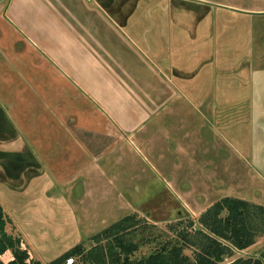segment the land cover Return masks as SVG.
I'll return each instance as SVG.
<instances>
[{"label": "crops", "instance_id": "obj_1", "mask_svg": "<svg viewBox=\"0 0 264 264\" xmlns=\"http://www.w3.org/2000/svg\"><path fill=\"white\" fill-rule=\"evenodd\" d=\"M135 1L94 0L92 10L79 0L80 14L71 18L69 0H0V202L18 223L29 225L27 230L43 220L35 210L38 202L48 204L59 195L51 194L57 183L40 161L39 152L44 148L38 152L37 147L46 146L49 152L63 139L64 154H78L68 166L86 168L88 153L76 130H86L84 126L90 125L118 142L120 132L127 138L134 135V128H126L128 120H142L148 129L154 121L178 116L180 101L194 107L200 124L213 129L215 147L221 144L232 158L223 162L225 171L238 167L245 187L239 185V192L228 197L264 204V0H165L159 15L152 12L151 0ZM173 9L179 13L173 14ZM102 13H109L113 26L120 31L116 32L120 42L112 53L111 32L92 31V24L99 29ZM85 21L90 22L88 30L81 24ZM6 40H10V48L5 47ZM73 54L78 56L72 60ZM132 54L139 64L142 62L143 80L127 71L124 74L123 67L114 65L119 58L123 62ZM46 65L52 68L47 74L50 80L40 78ZM145 67L154 70V78L145 73ZM90 70L92 75L86 73ZM55 75L62 80H56ZM58 83L61 92L55 94ZM67 87L80 88L98 110H105L107 125L94 127L82 111L72 113L69 108L58 112L61 103L57 107L51 103L57 101L55 97L64 96ZM42 101L48 106L43 107ZM35 107L44 112L37 120L42 124L38 128L37 121L33 126L27 120L34 118ZM36 128L43 135L47 133L49 147L38 143ZM159 131L161 135L174 133ZM195 134V142L203 141V137L199 139L201 129ZM28 136L39 145L34 146L36 151ZM155 136L152 130L141 139L149 155L154 152L151 144ZM198 147L200 144L189 147L191 167L202 166L195 163L200 159ZM214 157L218 155L207 158L211 166ZM63 174L57 176V182L65 184L69 182L66 175L75 173Z\"/></svg>", "mask_w": 264, "mask_h": 264}, {"label": "rangeland", "instance_id": "obj_2", "mask_svg": "<svg viewBox=\"0 0 264 264\" xmlns=\"http://www.w3.org/2000/svg\"><path fill=\"white\" fill-rule=\"evenodd\" d=\"M84 1L88 4V8L95 9L93 5L94 0ZM152 1L151 3L154 5L152 12L156 15L162 14L163 4L166 3L165 0ZM82 2H80V5H82ZM135 2L137 3V0ZM78 4L79 0H69L71 18L79 16L80 10ZM84 13L89 14L87 9H85ZM172 13L178 14L179 12L173 9ZM117 14L120 15L121 13L117 11ZM109 15V13H102L104 19L101 24H98L99 29L92 24V31L111 32L110 36L113 45L109 46V49L112 53L113 46H117L120 42V40L116 39V32L120 31L113 26ZM89 23V21L81 22L84 27H87ZM56 27H59V25L57 24ZM129 30L132 31V28L129 27ZM82 31L86 30L82 28ZM11 40L16 42L14 39ZM29 45L30 48L33 47L30 43ZM6 46L8 48L11 47L10 40L5 41ZM40 53L42 54L41 51ZM71 56L73 60L78 54ZM1 62H3L2 59ZM115 63L114 65L123 67L124 74L127 71L130 76L132 75L139 80L144 79L142 62L139 64L134 54L128 58L125 56L123 62L119 58ZM48 66L46 65L43 71H41L40 78L44 77L43 79L50 80V77L47 78V74L52 73V68ZM54 68L57 69L55 66ZM144 71L154 78L153 69L146 70L145 67ZM93 72V70H90L86 73L92 75ZM56 80L61 81L62 79L56 77ZM59 84L58 86L57 84L54 86L55 94H58L59 91L61 92ZM49 90H51V87H49ZM63 94L64 96L62 97H55L57 101L51 103L55 107L61 103L58 112H65V109L69 108L72 109V113L74 111L77 112V110L82 111L83 116L93 121L94 127H99L100 123L102 126L107 125V112L105 110L102 112L98 110L97 105L92 102L89 96L84 95L80 88H64ZM41 104L43 107L48 106L45 101H42ZM178 104V116L170 118L166 116L163 120L159 121L160 124L154 121L148 129L144 127L142 120H128L126 128L129 131L130 128H134V135L131 138H127L126 135L120 132L121 138L118 142H114L104 132H99V128L95 129L90 127V125L84 126L86 130H76L77 135L83 142L82 148L88 153V157L86 158L89 161L86 162V168L75 169L72 166V168L68 166V164L75 162L77 153H70L72 156L64 154L66 142L63 139H60L59 144L56 142L49 152H47L46 146H42V148L37 147L38 152L44 148L43 152H39V157L42 159L40 161L42 162V166L45 167L44 169L50 173V178L54 180L53 182L57 183L53 187L54 189L50 190L51 194L59 193L58 197L54 196L52 197L53 199H49L48 204L38 202L39 206L35 210H39L37 217L40 219L43 216L42 221L44 223L42 224V221L39 224L34 223V226H38L27 230L29 225L25 222H19V224L10 213V210L8 211L3 204L7 215L12 221L8 224V232L22 239V247L29 251L32 259L46 264L80 242L84 243L85 247L89 249L95 244L92 239L93 236L121 218L131 214H137L139 218L146 221L148 226L153 228L155 242L144 245L136 253L139 257L149 255L162 242L175 239L176 234L171 229L173 226L183 227L191 220L194 221L195 225H199V218L209 207L217 201L230 196V194L236 193V191L239 192V185L245 187V183H242L244 181L242 175L238 174V167L231 166L230 172H228V168L227 172L225 171L223 162L230 157L227 156L228 152L225 148L222 149L221 144L217 148L215 147L217 142L213 135V129L209 128L210 125L205 124L202 126L200 124V119L194 112V107L188 102L180 101ZM32 110L34 113H37L34 115V118L27 120L34 126L35 121L40 120L44 112L41 108L37 111L36 107L32 108ZM19 121L17 120L16 122L19 123ZM55 122L59 123L58 120ZM149 123L146 122V124ZM39 125L42 124L40 121H37V128ZM55 125L58 126L59 124ZM72 126L74 125L72 124ZM24 127H26V124H24ZM196 127L201 129L199 139L203 137V141L199 140V143L195 142ZM37 128L36 132L39 130ZM159 128L160 130H170L174 133L161 135ZM152 130L156 133V136L151 144L154 152L151 151L149 155L148 153L150 152L143 146L141 139L145 132H151ZM26 131H29V129ZM175 133H180V135H175ZM46 135L38 132V143L42 144L44 142L45 145L47 143L49 147ZM29 137L31 136H28V139ZM76 137L74 135V138ZM28 142H30L32 150L36 151L35 147L39 145L30 141V139ZM199 144L200 159H196L195 163L202 166L191 167L189 165V147L192 145L194 147L196 145L199 146ZM177 145H179V150L175 151ZM181 148L185 151H182ZM213 154L218 155V157L213 158L215 159V164L211 166V163L207 162V158ZM81 158H83V155ZM203 158L204 160H202ZM57 160L58 162H55ZM53 162L57 165L52 167L51 164ZM79 164L82 163L80 162ZM80 170L81 172L78 173ZM65 172L75 174L66 175V177L68 176V183L57 182V176ZM76 174L78 176H75ZM229 179L230 181H228ZM23 205L26 206L27 204ZM45 210L47 211L45 212ZM224 215H226V212L223 213ZM259 223L260 221H258ZM260 225V227H264L262 223ZM233 249L234 254L225 257L219 264H233L239 258L262 259L264 261V231L256 236L255 243L251 247L244 250H239L235 247ZM186 251L191 254V250L187 249ZM1 258L7 263L13 258V255L8 251ZM75 264L90 263L81 260V258H75Z\"/></svg>", "mask_w": 264, "mask_h": 264}, {"label": "trees", "instance_id": "obj_3", "mask_svg": "<svg viewBox=\"0 0 264 264\" xmlns=\"http://www.w3.org/2000/svg\"><path fill=\"white\" fill-rule=\"evenodd\" d=\"M258 221L264 225V205L226 197L201 215L199 225L191 220L186 226H173L175 239L162 242L149 255L139 257L136 253L144 245L155 242V233L144 219L131 214L93 236V247L87 249L81 242L46 264H66L71 257L90 264H219L234 254V247L244 250L255 243L256 236L264 231ZM10 222L0 202V264H44L32 259L22 247V239L8 232ZM8 251L13 258L5 263L1 257ZM233 264L264 261L239 258Z\"/></svg>", "mask_w": 264, "mask_h": 264}, {"label": "built area", "instance_id": "obj_4", "mask_svg": "<svg viewBox=\"0 0 264 264\" xmlns=\"http://www.w3.org/2000/svg\"><path fill=\"white\" fill-rule=\"evenodd\" d=\"M66 264H75V258L71 257L67 259Z\"/></svg>", "mask_w": 264, "mask_h": 264}]
</instances>
